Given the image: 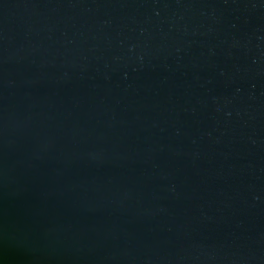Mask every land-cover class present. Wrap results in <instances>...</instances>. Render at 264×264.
<instances>
[{
    "label": "water",
    "instance_id": "obj_1",
    "mask_svg": "<svg viewBox=\"0 0 264 264\" xmlns=\"http://www.w3.org/2000/svg\"><path fill=\"white\" fill-rule=\"evenodd\" d=\"M0 264H264V0H0Z\"/></svg>",
    "mask_w": 264,
    "mask_h": 264
}]
</instances>
